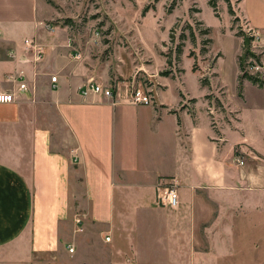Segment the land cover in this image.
Wrapping results in <instances>:
<instances>
[{"label": "crops", "instance_id": "obj_1", "mask_svg": "<svg viewBox=\"0 0 264 264\" xmlns=\"http://www.w3.org/2000/svg\"><path fill=\"white\" fill-rule=\"evenodd\" d=\"M66 3L0 0V92L14 96L0 104V247L25 240L31 257L82 238L112 244L109 262L92 263L89 248L83 264H264V88L243 80L239 91L242 40L231 95L199 75L201 96L177 89L166 102L184 71L159 76L161 55L158 71L137 65L158 86L153 105H128L82 94L122 82L110 86L68 21L53 24ZM258 66L264 76V55ZM159 182L174 185L175 209L157 205ZM148 247L156 258L142 261Z\"/></svg>", "mask_w": 264, "mask_h": 264}, {"label": "rangeland", "instance_id": "obj_2", "mask_svg": "<svg viewBox=\"0 0 264 264\" xmlns=\"http://www.w3.org/2000/svg\"><path fill=\"white\" fill-rule=\"evenodd\" d=\"M65 1L61 0V3ZM172 1H176V7L167 15L166 8ZM209 1L216 3L218 18L208 6ZM228 1L234 16L228 14L225 0H67L61 18L56 19L53 24L62 25L68 21L76 39L89 46V59L95 61L99 68L105 67L111 87L118 77L119 82H122L121 90L134 87L152 95V91L158 86L150 78L151 73L138 70L137 65L152 72L158 71L164 65L161 56L164 54L171 61V67L165 64L163 71L171 69L178 76L181 69L184 71L180 81H167L168 88L163 97L166 102L173 103L178 98L177 89L192 98H197L204 92L198 82L199 73L191 71L193 60L188 58L190 53H194L202 77L212 80L215 86L219 84L227 95L234 91L238 69L236 54L240 49L236 33L239 30L254 37L251 51L263 58L264 0ZM146 7L149 10L143 16L142 11ZM234 18L237 20L234 21ZM245 19L250 22V28L258 30L260 34L249 29L245 25ZM188 27H191L195 35L194 42L189 38ZM204 29H208L207 35L202 34ZM182 35L186 39L182 54L177 60L175 50ZM206 40H210V43L203 45ZM207 47L209 53L204 54L202 49ZM251 65L257 64L253 60L245 62V70L249 74L260 72L249 70ZM214 74L217 76L214 77ZM262 79L264 80L263 75ZM213 104L216 105L215 101ZM185 105L191 107L188 102ZM221 117L222 120L227 119L225 114ZM135 162L136 160L131 159L130 166H135ZM137 241L149 245L155 242L148 237ZM110 245L112 244L101 246L97 241L89 242L80 238L69 246L74 249L73 253H69V247H66V250L26 257L23 252L28 244L24 240L0 247V264H83V254L89 248L95 250L90 256L92 263H98L99 259L106 263L112 255ZM150 251V247L143 250L142 261L156 258L154 254H149ZM85 258L88 259L87 255ZM116 262L125 261L119 258Z\"/></svg>", "mask_w": 264, "mask_h": 264}, {"label": "built area", "instance_id": "obj_3", "mask_svg": "<svg viewBox=\"0 0 264 264\" xmlns=\"http://www.w3.org/2000/svg\"><path fill=\"white\" fill-rule=\"evenodd\" d=\"M26 49L32 48L35 52V60H38L40 57V49L38 46H36L33 41L31 40H25L24 41ZM14 55L11 54L10 57L12 58ZM75 57H79L76 55ZM251 71H258L259 66L258 65H251L248 67ZM56 76H51L50 81L51 83H56ZM19 89L23 90L25 89L24 84L19 85ZM95 93L103 98L106 99H112L114 101H122L125 104L133 105V106H150L153 105V97L150 93H145L143 90L139 88L132 87L131 89L127 90H120L113 89L110 87H105L102 84L96 83L94 81H89L87 85H85L82 89V94L87 95L88 93ZM14 101V96L10 92H0V104H9ZM235 161L239 165H243V162L240 161L238 158H235ZM156 194V203L157 205L169 208V209H175L179 204L178 194L177 191L172 184H162L159 182V184L156 186L155 189ZM105 240L108 242L110 240L109 237H106ZM69 253H73L74 249L72 247L68 248Z\"/></svg>", "mask_w": 264, "mask_h": 264}, {"label": "trees", "instance_id": "obj_4", "mask_svg": "<svg viewBox=\"0 0 264 264\" xmlns=\"http://www.w3.org/2000/svg\"><path fill=\"white\" fill-rule=\"evenodd\" d=\"M226 4H227V11H228V14L230 16H234V11L232 10L231 8V5L229 3L228 0H225ZM208 6L212 9L213 11V14L216 18L219 17L218 15V11H217V6H216V3L214 1H209L208 2ZM176 7V1H172L171 4L166 8V14H171L172 11L175 9ZM149 10V7H146L143 11H142V15L144 16L146 12H148ZM237 18H234V21H236ZM189 28V38L191 40V42H194L195 41V35L191 29V27H188ZM208 33V29H204L202 34H205L207 35ZM236 36L238 38H241L242 40V46H241V55L237 58V64H238V68H239V71H240V75H239V91H240V88H241V82L243 80H247L249 82H251L253 85H257L259 88H264V80L262 79V74L260 73H256V74H249L246 70H245V62H247L248 60H253L255 61V63L257 65H260V56L259 55H255V53H253L251 51V43L254 41V37L253 36H247L244 32H242L241 30H239L237 33H236ZM186 37L185 36H181V42L177 45L176 47V50H175V53H176V58L178 60L179 56L182 54V49L184 47V41H185ZM170 41H172V37H170ZM208 43H210V40H206L205 43L203 45H207ZM208 47L207 48H203L202 49V52L204 54H207L208 52ZM163 57H165L166 59V65L171 67V61L164 55V54H161ZM188 58H191L193 60V63H192V66H191V71L193 73H199V75L201 76L200 78V84L202 86H208V79L205 78V77H202V71L201 69L198 67L197 63H196V58H195V55L194 53H190L188 55ZM183 70L181 69L179 71V73H182ZM172 74V70H168V71H161L159 73V76H163V77H168L169 75ZM206 99L208 100H211V99H214V97L212 95H208L206 96ZM215 103H216V106L218 107H221L220 105V102L218 101V99H214Z\"/></svg>", "mask_w": 264, "mask_h": 264}]
</instances>
